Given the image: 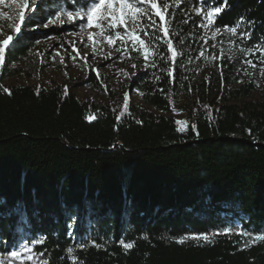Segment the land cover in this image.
<instances>
[{"label": "trees", "instance_id": "trees-1", "mask_svg": "<svg viewBox=\"0 0 264 264\" xmlns=\"http://www.w3.org/2000/svg\"><path fill=\"white\" fill-rule=\"evenodd\" d=\"M44 2L45 17L84 0ZM163 2L169 34L145 17L147 32L137 35L150 55L139 46L126 54L143 68L131 80L144 106H126L127 91L116 99L93 69L86 82L113 106L62 84L5 85L12 69L0 67V254L31 240L49 264H71L69 247L81 264H264V242L235 232L264 235V98L253 97L250 82L228 89L237 59L220 58L198 83L191 70L220 40L264 64V0H214L222 11L208 27L213 0ZM31 40L12 46L10 59ZM178 97L181 120L170 115ZM202 235L210 240L191 238Z\"/></svg>", "mask_w": 264, "mask_h": 264}, {"label": "rangeland", "instance_id": "rangeland-1", "mask_svg": "<svg viewBox=\"0 0 264 264\" xmlns=\"http://www.w3.org/2000/svg\"><path fill=\"white\" fill-rule=\"evenodd\" d=\"M20 2L21 0H0V42L9 35L13 36V41L5 49V62L0 64V67H10L12 69L11 74L3 79L5 85L50 87L54 84H62L65 87H70V90L80 100L89 99L103 105L113 106L114 101L110 94L91 88L86 82L87 73L93 69L100 83L105 88H108L116 99L121 97L123 91H127L128 100H130L132 105L144 106L141 94L131 80V77L143 68L136 66L133 61L129 63L126 61L128 49L134 52L136 50H133L131 42L125 43L126 37L116 38V32L123 33V28L112 30L105 25L103 32L95 26L82 29L79 19L74 22H66L63 25L45 27L44 25L48 23V20L54 19V16L49 13L44 17L38 13L39 9L29 4L25 11L33 12L32 19L35 23L31 27L22 24V31L16 33L14 31L15 26L21 23L19 19ZM38 4L39 8L47 6L44 0H38ZM50 8L49 6L47 7V9ZM60 9L68 10L65 7ZM76 9L73 8L71 10ZM62 18L67 20L66 16ZM83 23L86 24V20ZM54 29H60V32L56 34L53 31ZM28 35L32 40L31 44L27 46L25 53L16 60L10 59V48L21 43L23 38ZM89 35L92 37L91 40L88 39ZM108 35L113 36L112 44L107 42ZM220 58L238 60L236 61L238 78H236L235 82L228 85V89H234L243 83L250 82L255 87V91L252 94L253 97L256 99L264 98V64L249 63L248 54L244 53L231 40H220L215 43L209 55L200 54L199 59L201 61L195 63L191 68L196 83L218 64ZM183 107L184 99L183 97H178L175 101V110L170 115L177 120L183 119L186 114ZM151 108L155 110L153 107ZM157 112L164 114L162 111ZM241 230L242 228L236 227L235 232L241 235ZM242 240L251 244L249 242L250 237L247 235H242ZM18 244L27 243L19 241L16 245ZM30 247H32L34 253H37L33 245H30ZM7 252L0 254V258H5ZM38 259L44 258L42 256L38 257ZM5 264H8L7 259H5ZM15 264H19V261L15 262Z\"/></svg>", "mask_w": 264, "mask_h": 264}, {"label": "snow or ice", "instance_id": "snow-or-ice-1", "mask_svg": "<svg viewBox=\"0 0 264 264\" xmlns=\"http://www.w3.org/2000/svg\"><path fill=\"white\" fill-rule=\"evenodd\" d=\"M29 4L34 5L36 9H39L38 0H21L19 8L20 15L19 19L21 23L16 24L14 31L20 33L22 31V24H27L33 18L32 11H25V8ZM169 4L164 3L163 0H160L158 5L157 0H84V3L79 6L78 10H63L59 9L50 15L54 16V19H49L48 23L44 26L48 27L49 25H63L66 22H74L77 19L81 21V28L84 27L91 28L95 26L96 28L101 29V32L104 31V26L107 25L110 29L115 30L117 28H123V33L117 31L116 38L126 37L125 43L131 42L133 50L137 49L139 46L140 49L144 50L145 57L149 56L150 53L145 48V41L137 35V30L139 29L141 33H146L147 28L144 27L145 17L151 21V26L153 31H161L165 35L169 34V28L166 26V13L168 12ZM197 14H200V9H197ZM222 8L215 6L213 0V6L210 11L206 12L205 19L207 23L204 27H208L213 24L214 17L220 14ZM67 17V20H64L62 17ZM153 17H159V23H157ZM86 20V24L83 21ZM39 24V21H38ZM38 26V25H37ZM238 27V26H237ZM237 27L227 28L226 30L236 34ZM131 29V30H129ZM219 29H217V32ZM243 35V33H241ZM88 39L91 40V35L88 36ZM13 41V36L9 35L6 39H3L0 42V64L5 62V49ZM108 44L113 43V36H107ZM167 44V49L169 52H172L173 58L176 57V53L173 52V43L171 40L165 41ZM119 51V49H117ZM251 63V61H249ZM255 67V65H253ZM169 76L172 75L171 72L168 73ZM7 91V89H5ZM125 105L128 104L127 94L125 95ZM119 119V117H117ZM177 124H186L185 121H177ZM194 127V126H193ZM186 129L180 127L177 129L179 132H184ZM14 211L22 212L23 209L18 207ZM232 229H224L225 233L231 232ZM241 235H247L250 237L251 243L256 241L264 242V235H253L252 233L241 230ZM146 238V237H145ZM184 237L178 240V243H183ZM192 239H202L204 241H209L210 237L208 235L202 236H193ZM36 244L43 243L42 240L34 241ZM33 241H29L27 244H18L14 246L15 250L7 252L5 258H0V264H5V259L8 260V264H15L19 261V264H49L45 259H38L42 257L41 253H34L30 245ZM121 247L124 250H130L134 247L132 242H125L121 240ZM99 247V245H94ZM81 247H86V245H81ZM67 258L71 261V264H81L78 257L75 255L73 248L69 247L67 250Z\"/></svg>", "mask_w": 264, "mask_h": 264}]
</instances>
